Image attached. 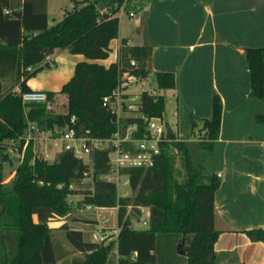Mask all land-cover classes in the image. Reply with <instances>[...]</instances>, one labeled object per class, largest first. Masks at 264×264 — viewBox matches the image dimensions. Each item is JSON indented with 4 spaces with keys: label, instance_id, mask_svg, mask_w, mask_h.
I'll use <instances>...</instances> for the list:
<instances>
[{
    "label": "trees",
    "instance_id": "trees-1",
    "mask_svg": "<svg viewBox=\"0 0 264 264\" xmlns=\"http://www.w3.org/2000/svg\"><path fill=\"white\" fill-rule=\"evenodd\" d=\"M70 1L73 8L49 27L47 0H0V264H60L50 223L70 212L68 197L75 194H82V203L91 207L117 208L121 230L116 241L100 243L86 241L83 232L63 227L80 255L72 264H112L115 256L118 264H158L160 234L190 239L184 249L186 264H217L216 245L223 231L216 223L215 192L221 178L213 168L195 164L191 143L195 141L181 139L164 145L152 166L121 168L118 174L128 176L130 196H118L116 183L104 177L111 172L107 149L93 150L88 163L68 150L60 151L49 162L33 152L34 141L23 150V141H19L21 160L14 176L5 181V167L12 161L9 141H17L29 123L42 130L55 125L69 127L74 115L79 132L88 130L92 137L108 138L117 124L115 115L103 106V96L117 86L124 73L138 79L149 74L151 48L130 47L125 40L117 61L109 65L97 61L109 57L110 43L118 38L119 19L114 15L124 0ZM104 2H108V12L101 14L97 6ZM145 5L146 0H128L126 11H142ZM56 50L82 55L85 60L76 63L73 75L59 91H45L44 102L24 103L21 94L32 90L27 81L47 66L41 62ZM244 58L249 95L264 102V48H247ZM7 79L12 82L5 87ZM154 79L158 90L176 85L172 72H155ZM60 95L66 98L62 111L53 107ZM211 108V118L202 119L205 139L198 142L210 156L221 127L222 101L217 93L212 96ZM164 110V95L147 90L140 93L139 111L143 115L158 117ZM253 122L264 124V112L255 114ZM122 123H137L142 130L146 126L141 117H127ZM195 127L197 119L191 116L192 135ZM172 147L177 148V154L171 152ZM178 162L184 169L182 179L177 177ZM87 178L91 180L89 189L73 187ZM142 208H148V226L136 230L132 217L140 219ZM244 234L252 243L264 244V228Z\"/></svg>",
    "mask_w": 264,
    "mask_h": 264
},
{
    "label": "crops",
    "instance_id": "crops-1",
    "mask_svg": "<svg viewBox=\"0 0 264 264\" xmlns=\"http://www.w3.org/2000/svg\"><path fill=\"white\" fill-rule=\"evenodd\" d=\"M50 1L46 3L49 27L71 10L61 12L60 8L52 23ZM107 3L98 4L100 12L108 8ZM122 17L118 38L110 43L109 57L98 62L109 65L117 61L122 40L130 47H150L149 74L134 83L139 82L143 91L147 90L143 81L151 72L175 74V87L163 90L166 92L162 95L165 107L171 104V114L176 117V129L168 127L179 139L180 117L189 124L191 134V116H195V129L201 131L202 119L212 115L213 94L220 96L221 127L211 155L221 178L215 192L216 223L223 231L216 245L217 264H264V244L252 243L244 234L264 228V124L253 122L255 114L264 112V102L249 95V70L244 58L245 49L264 48V0H146L140 17H127L126 23ZM50 56L53 66H45L27 81L32 90L59 91L73 75L76 63L85 60L67 50H56ZM14 90L19 91L18 86ZM166 116L164 110V119ZM55 150L54 156L58 148ZM66 216L51 219L50 227L81 231L86 238L85 228L76 224L89 227L92 222L68 226ZM139 218L143 225L148 222V208H142ZM176 239L171 245L182 257L181 264H186L184 249L190 239ZM79 256L77 252L73 258ZM56 257L58 260L57 253ZM157 258L159 264L158 252ZM114 260L117 264L118 256Z\"/></svg>",
    "mask_w": 264,
    "mask_h": 264
},
{
    "label": "built area",
    "instance_id": "built-area-1",
    "mask_svg": "<svg viewBox=\"0 0 264 264\" xmlns=\"http://www.w3.org/2000/svg\"><path fill=\"white\" fill-rule=\"evenodd\" d=\"M127 1H123L114 17L120 19L124 14H127L129 18L140 17L142 15L141 10L127 12ZM107 12L108 8L100 13ZM50 58V55L46 56L41 65L53 66ZM130 64L135 65V61L131 60ZM28 70H31V68L29 67ZM137 80L138 78L135 76L124 73L120 76L117 86L109 94L103 96V106L107 107L116 118L117 126L110 137H92L88 135V130L84 134L79 132L75 127L76 117L72 115L70 118L72 125L69 127L55 125L52 129L42 130L37 124L29 123L17 141H9L12 150L22 153V150L31 140L34 141V144H46L45 146H48V141H50L54 147L58 148V153L62 150H68L74 156L88 163L93 150L107 149L109 151L108 165L111 168V172L104 177L108 180H112V174H118L121 168L152 166L161 155L164 145H171V143L181 139L174 133H172V137L168 136V127L164 124V113L158 117H147L139 111L140 95L136 99L127 90L129 84ZM21 97L22 101L27 104L40 103L46 100V93L41 90H30L23 92ZM127 117L143 118L146 124L144 130L137 123H122V119ZM198 132V129H194V135ZM19 141H23L22 150L16 145ZM171 152L177 154L178 150L172 147ZM87 207L92 208L90 205ZM145 225H147V222ZM103 242H105V238L101 237L100 243Z\"/></svg>",
    "mask_w": 264,
    "mask_h": 264
},
{
    "label": "rangeland",
    "instance_id": "rangeland-1",
    "mask_svg": "<svg viewBox=\"0 0 264 264\" xmlns=\"http://www.w3.org/2000/svg\"><path fill=\"white\" fill-rule=\"evenodd\" d=\"M73 4L70 0H66L62 2L61 0H51L49 4V20L53 23V19H57V15L59 12V9L61 8V12H64L65 9L70 10L72 9ZM128 17L127 14H124L122 17L123 23H126V18ZM125 26V24H124ZM123 28V27H122ZM123 31V29H122ZM123 33V32H122ZM102 61V60H97ZM11 80L7 79L4 82L5 87H8L11 85ZM145 84V89H147L149 92L155 94H165L166 91L158 90L156 87L155 79H154V73L151 72L150 76H148L147 81H143ZM141 84L134 83L130 85L127 90L132 94L133 97L138 99L139 94L142 91V88L140 86ZM15 91V90H14ZM18 93V91H15ZM168 94V93H167ZM66 103V98L63 95H60L56 104L55 109L58 111H62L64 109V104ZM172 107L171 104H168V106L165 107V112L167 114L166 119H164L165 126H170L172 129H176L175 120L176 117L171 114ZM178 130L179 135L183 140H189V141H195L191 142L194 145L193 151V159L195 161V164H204L207 165L208 168L214 169V162L212 161V157L208 154L206 150L201 148L198 144L199 141L204 140V131L201 130L197 134L192 135L190 134V127L189 124L183 120L181 117L178 120ZM52 144H49L48 147H41L39 143L34 144L33 146V152L42 154L43 157L48 160L49 162H52L56 155L54 156V152L56 151L54 146H50ZM12 161L10 164L6 165L5 167V181L8 182L13 176L16 166L21 160L22 153H19L17 151H10ZM177 177L179 179H182L184 177V169L180 165V163H177ZM112 181H114L117 185V194L118 196H130L133 195L129 183H128V176L123 174L119 175L116 173L112 174ZM73 187H77L80 191H84L86 189H89L91 187V180L90 178L84 179L79 185H74ZM68 201L71 204V210L66 216V221L68 222L66 225H74V223L78 222H92V225H89V227L79 225L76 227H84L86 230V241L90 242H100V238L104 237L105 242H113L116 241L118 238V235L120 233L121 228L118 225V218H117V208H88L86 204L82 203V194H75L68 197ZM56 218V217H55ZM99 219V222L97 221ZM132 225L134 228L137 229H147L146 225H143L141 219H137L136 217H132ZM96 224H100L98 228H96ZM105 228V229H103ZM99 231V232H98ZM96 232L98 234L96 235ZM96 235V236H95ZM53 237H54V244L56 253L58 255V262L60 264H72L74 254H77V250L73 247V245L68 241V239L65 236V232L62 228L53 230ZM158 242H157V252L159 256V264H181V256L177 254V252L174 250L175 248L172 247L171 244H173L174 240L176 238H184L179 235L175 234H160L158 236ZM173 240V241H172ZM177 240V239H176ZM115 260L112 264H114Z\"/></svg>",
    "mask_w": 264,
    "mask_h": 264
},
{
    "label": "water",
    "instance_id": "water-1",
    "mask_svg": "<svg viewBox=\"0 0 264 264\" xmlns=\"http://www.w3.org/2000/svg\"><path fill=\"white\" fill-rule=\"evenodd\" d=\"M168 131H169V133H173L169 127H168Z\"/></svg>",
    "mask_w": 264,
    "mask_h": 264
}]
</instances>
